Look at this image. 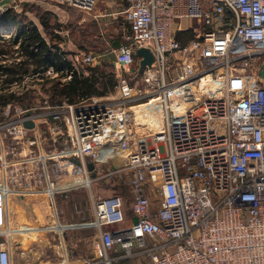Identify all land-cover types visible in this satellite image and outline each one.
I'll use <instances>...</instances> for the list:
<instances>
[{"label":"built area","instance_id":"obj_1","mask_svg":"<svg viewBox=\"0 0 264 264\" xmlns=\"http://www.w3.org/2000/svg\"><path fill=\"white\" fill-rule=\"evenodd\" d=\"M44 1L90 14L101 0ZM125 1L129 33L110 51L121 71L118 101L53 104L41 89L69 80L70 68L9 75L4 68L27 57L19 41L2 56L0 96L15 98L0 100V210L19 195L41 199L100 180L111 189L93 199L94 224L108 261L122 251L146 264H264V0ZM141 47L155 58L142 71L133 55ZM146 97L162 105L158 131L129 113ZM113 130L123 131L118 145L107 137ZM13 261L0 242V264Z\"/></svg>","mask_w":264,"mask_h":264},{"label":"crops","instance_id":"obj_2","mask_svg":"<svg viewBox=\"0 0 264 264\" xmlns=\"http://www.w3.org/2000/svg\"><path fill=\"white\" fill-rule=\"evenodd\" d=\"M125 3L126 1L123 0L122 6ZM28 7L29 11L27 10ZM31 11L30 3L23 4L20 0H0V33L6 34V36L0 35V62L4 53L12 52L18 41L22 45L23 39L19 35L22 30L31 31L33 27H38L47 43L50 44L48 34L42 25L41 16H32ZM6 13L8 16H4ZM104 18L105 16L100 14L95 19V22L101 25L102 31L108 28L101 24V20ZM103 23L108 25V22ZM60 24V30L57 32L63 37L60 43L61 51L65 53L67 61L74 60L78 63L85 52L81 47H78L77 50L66 49L65 46L69 44V37L64 35L66 34L64 21H61ZM81 24L82 22L79 21L78 25ZM113 38L105 39L110 49L96 53L99 56L96 61H105L115 66V55L110 52L111 48L114 47L113 44H110L113 42ZM35 48L30 47L28 51H25L27 57L24 63H13L9 68H4V71H9V75L27 71L33 72L38 71L44 65L51 64L69 68L65 62L59 63L56 59H46L39 62L37 59L38 50ZM1 70H3L2 65H0V72ZM52 82L54 80L48 84L51 85ZM153 99L155 100V98ZM151 100L145 103L148 107L151 106ZM159 108L160 110H157L158 113L156 112V114L160 119V112L163 111L162 105ZM91 172L94 177L95 171ZM100 184L102 185V181L95 180L91 188L80 187L66 193H55L53 196L44 194L41 199H36L33 195H19L14 198L13 206L10 209L4 207L0 210V242L13 253L14 261L12 264L97 263L95 260L102 257L103 244L100 229L94 224L93 199L101 195ZM114 184L116 185L111 186H118L116 181ZM107 189L111 188H106V191ZM132 221V218L129 217L125 222L111 227V229L129 226Z\"/></svg>","mask_w":264,"mask_h":264},{"label":"rangeland","instance_id":"obj_3","mask_svg":"<svg viewBox=\"0 0 264 264\" xmlns=\"http://www.w3.org/2000/svg\"><path fill=\"white\" fill-rule=\"evenodd\" d=\"M20 1H22L23 4L25 3L31 4L32 16L33 15L39 16L40 14H47L46 12L51 11L53 15L57 16L60 23L61 21H64V24H63L64 31H66V34L64 35H66V37L67 36L69 37V44L65 46L66 49L68 50H77L78 47L82 48L83 43L86 46H93L94 44L92 42L93 39H98L97 41H99L101 37L105 39H108V37H115L116 40L119 37H122L121 38L122 40L120 41L117 40L119 44H121L125 41L124 35L129 33V25L124 20L123 14L121 13L123 6L121 4L122 1L120 0H101L97 8L95 9V11L90 14L82 13L76 9L65 7L62 5L53 4V3H50L44 0H20ZM27 10L29 11V7ZM100 14L105 16V18L101 20L102 26L108 27L107 29L105 28V31L104 30L102 31L101 25L95 22L94 16H99ZM79 21L82 22L81 25H78ZM51 22L52 23L55 22L54 17H53V20L51 19ZM103 22H108V25H105ZM82 25H84V28H81ZM96 26L98 29L96 28ZM105 45H108V43L107 44L105 43ZM99 46L103 48L104 45L102 46L101 44ZM83 49L86 50V48H83ZM90 50L92 51L93 49H90ZM85 53L87 54L89 52H85ZM113 72H114V79L116 81V86L114 90L110 92L109 94H107L106 96H99L105 99L106 97H111L112 99L111 103H113V101L115 100L118 101V99H120L119 98L120 95L118 93L119 89L117 88V85L120 82L118 75H121V71L114 66ZM123 76L126 77V79L129 81L131 87H134L136 85L137 80L132 79L131 74L125 73ZM41 90L43 93L49 94L51 92L50 85L47 84L43 86ZM149 98L150 97H146L145 99L141 101H136V102H132L128 104V107L129 106L131 107L129 110V113H131L132 117H137L135 109H137V107L142 105L143 103H147L152 99V98L150 99ZM117 120L119 121V126H123L122 119L120 120L117 118ZM162 120H163V113L160 112V121ZM122 132L123 131H118L117 135H121L122 137V134H123ZM114 143L118 145L117 139L114 141ZM122 189L124 190L126 194L127 200L131 199L129 190L123 187L119 188L118 190L123 191ZM102 193L103 195H106L109 193L108 190L106 191V189H104L103 185H101V194ZM102 251L104 252L103 249ZM103 252H102V257L97 258L95 260L97 263H94V264H146L147 262V259L145 257L141 258L140 256H133V257H126L122 259L121 257H114V255L116 254L113 255L112 253L111 254L109 253L108 258L109 259L117 258V259L108 261L105 256V252L104 253Z\"/></svg>","mask_w":264,"mask_h":264},{"label":"trees","instance_id":"obj_4","mask_svg":"<svg viewBox=\"0 0 264 264\" xmlns=\"http://www.w3.org/2000/svg\"><path fill=\"white\" fill-rule=\"evenodd\" d=\"M46 13L47 14H40L39 16H41L42 25L48 34L50 44L47 43L38 27H33L31 31L22 30L19 35L21 36L20 38L23 39L21 49L24 51H28L30 47H36L38 49L37 59L39 62L46 59H56L59 63L65 62L73 71L71 78L66 83L55 80L51 83V92L49 93L50 102L53 104L62 102L63 100L77 102L83 98L106 96L112 92L116 86L113 72L114 66L108 62L99 60L94 63H83L81 58L78 63L74 62V60L67 61V59H65V53L61 51L62 48L60 47L63 37L57 32L60 30L61 24L57 16L53 15L51 12ZM6 14L4 16H8V14ZM53 17L54 23L51 22ZM81 28H84V25H82ZM121 38L122 37H119L117 40L120 41L122 40ZM97 40L98 39H93V46H86L83 43L82 50L84 52H90V49H93L92 52L100 53L110 49L109 44L105 45V43L107 44L105 38L101 37L99 41ZM117 40L115 37L112 40V44L115 48L120 45ZM101 44L102 46L104 45L103 48L99 46ZM83 48H86V50ZM13 98H15V95L12 94L0 96V100L2 101ZM112 254H116L114 257L126 258L122 251H114Z\"/></svg>","mask_w":264,"mask_h":264},{"label":"bare ground","instance_id":"obj_5","mask_svg":"<svg viewBox=\"0 0 264 264\" xmlns=\"http://www.w3.org/2000/svg\"><path fill=\"white\" fill-rule=\"evenodd\" d=\"M186 89L190 91V89L188 87H184V88H178V89L174 90L173 92L176 94V96H181L180 93H182V91H184ZM150 105L151 106L148 107L147 104L143 103V105H140L137 107V109H135V112H136L137 118L140 122H142L146 125H149L154 130L158 131V130H160V128H162V124H163L162 123L163 120L160 121L158 114H156L157 110H160L159 106H161V104L159 103L158 99H155V100L153 99V100H151ZM174 107L176 108V106H174ZM185 108H186V106L183 107V110ZM161 113H163V111ZM159 123H160V125H159ZM122 127L123 126H118L117 130L121 129ZM115 131L113 130V131H111V133L109 135H107L108 139H114V140L117 139V140L121 141V138H122L121 135H117ZM119 149H121V146H119Z\"/></svg>","mask_w":264,"mask_h":264},{"label":"water","instance_id":"obj_6","mask_svg":"<svg viewBox=\"0 0 264 264\" xmlns=\"http://www.w3.org/2000/svg\"><path fill=\"white\" fill-rule=\"evenodd\" d=\"M133 55H136L137 57L141 58L140 67H139L141 71L145 69L146 67H151L155 60L153 51L147 47H141V48L136 49V51L133 52ZM261 75L264 78V63L262 65ZM24 125L27 128L34 127V123L32 121H26L24 122ZM106 143H110L109 140H106ZM77 162L79 161L77 160ZM121 162H122V159L120 157L115 158L114 165L116 169L121 167ZM88 167L90 171H94V163L90 162L88 164Z\"/></svg>","mask_w":264,"mask_h":264}]
</instances>
